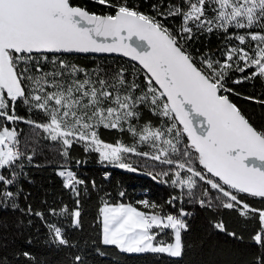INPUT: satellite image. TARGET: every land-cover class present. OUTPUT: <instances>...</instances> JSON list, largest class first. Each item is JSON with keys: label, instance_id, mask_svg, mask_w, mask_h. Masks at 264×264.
Masks as SVG:
<instances>
[{"label": "snow or ice", "instance_id": "1", "mask_svg": "<svg viewBox=\"0 0 264 264\" xmlns=\"http://www.w3.org/2000/svg\"><path fill=\"white\" fill-rule=\"evenodd\" d=\"M93 3L107 11H90L74 0H0V208L40 218L50 243L70 246L62 228L43 212L20 208L23 189L12 186L24 174L21 161L31 164L41 140L53 142V151L64 158L57 175L76 197V207L50 214L70 216L72 227H81L78 186L85 181L68 167L70 150L79 145L98 154L102 164L130 172L150 169L152 179L187 190L171 196L168 205L187 196L202 208L258 218L252 240L262 254L255 264H264V208L246 199L264 201V128L255 127L231 101L229 94L240 93L227 86L232 72L242 74L232 81L236 85L264 80V0H152L149 11L130 0ZM213 34L223 35L219 55L199 49L194 55L192 44ZM67 54H117L129 63L88 68ZM21 105L27 115L19 114ZM20 123L30 128L23 142ZM101 129L115 130L120 138L107 142ZM132 156L139 158L135 164ZM138 203L146 211L130 203H103V244L126 253L181 257L192 213L169 212L149 200ZM213 229L242 239L222 220Z\"/></svg>", "mask_w": 264, "mask_h": 264}, {"label": "trees", "instance_id": "2", "mask_svg": "<svg viewBox=\"0 0 264 264\" xmlns=\"http://www.w3.org/2000/svg\"><path fill=\"white\" fill-rule=\"evenodd\" d=\"M74 2L87 6L90 11L104 12L93 3V0H74ZM131 3H139L141 9L149 11V3L152 0H130ZM179 18L175 23L179 24ZM223 35L216 34L211 37L201 36L192 44L194 55L207 51H215L219 55L222 47ZM232 43H236L233 41ZM80 66L94 68L97 64H107L118 68L129 61L120 57L106 56H78L69 55ZM251 71V70H249ZM242 74L232 72L228 78L227 86L233 88L240 95H230V99L250 119L258 129L264 128V104L255 100H264V80L256 78L255 81H245L239 85L232 81ZM243 75H247L244 73ZM141 80L143 77L141 76ZM253 97L255 100L245 99ZM19 114L27 115L23 106L18 108ZM151 113L146 112L145 118H150ZM39 118V117H36ZM22 130L20 139L30 135L28 125L20 123ZM102 139L114 143L120 134L115 130L101 129ZM126 142L131 138L125 134ZM41 148L37 151L31 164L23 159V173L12 190L22 188L17 202L21 209L31 205L34 211L45 214V219L56 223L61 227L70 246H60L50 243L47 227L40 218L27 215L19 210L0 208V264H255L256 258L262 254V249L253 240L252 236L259 228L258 218L245 220L235 210L223 208H202L198 203H189V198L183 196L182 203L175 201L174 208L165 202L174 195L180 193L169 183L154 181L139 177L107 163H100L98 154L85 153L79 145L70 150L68 167L73 170L79 179L85 181L79 185L81 227L73 228L71 217H58L50 214L51 209L59 211L67 205L69 210L76 207V197L69 189L63 187V178L57 175L63 157L54 152L56 147L53 142L40 141ZM32 148L26 152L31 154ZM82 161L79 165L76 161ZM139 158L132 156L130 162L136 163ZM20 171L19 168L16 169ZM141 171L150 169L141 168ZM159 169H156L158 171ZM167 179V178H161ZM93 181L95 187H93ZM203 183V182H201ZM187 190H182L186 192ZM120 192L125 195L121 197ZM215 195L214 190L212 191ZM247 201L256 208H264V201L246 197ZM141 200H149L158 204H164L166 211L178 212L183 208L192 213L186 217L189 229L184 232L183 240L186 245L181 257H169L165 253H126L112 245H104L102 231L99 223V208L105 201L108 203L132 204L140 210L143 206L138 203ZM223 221L228 231L236 232L242 239L229 237L213 229V223ZM23 224L17 227V223ZM30 222V223H29ZM7 225L4 227L3 225ZM166 239V237H162ZM24 252L30 253V258L24 256ZM80 256L81 261L76 262L75 257Z\"/></svg>", "mask_w": 264, "mask_h": 264}, {"label": "water", "instance_id": "3", "mask_svg": "<svg viewBox=\"0 0 264 264\" xmlns=\"http://www.w3.org/2000/svg\"><path fill=\"white\" fill-rule=\"evenodd\" d=\"M67 55H78V56H106V57H120L122 59H125L128 61V58H124V57H121L117 54H67ZM125 172L127 173H130V174H134L136 176H139V177H144V178H147V179H152V177L150 175H148L146 171H141V170H138L136 172H130L126 169H124ZM154 180V179H152ZM154 181H157V180H154Z\"/></svg>", "mask_w": 264, "mask_h": 264}, {"label": "built area", "instance_id": "4", "mask_svg": "<svg viewBox=\"0 0 264 264\" xmlns=\"http://www.w3.org/2000/svg\"><path fill=\"white\" fill-rule=\"evenodd\" d=\"M180 193L178 195H174V196H177V197H181V193H182V190L179 189ZM182 200H183V197L181 199H178L177 201L181 204L182 203ZM173 207V206H172ZM174 208V207H173Z\"/></svg>", "mask_w": 264, "mask_h": 264}, {"label": "rangeland", "instance_id": "5", "mask_svg": "<svg viewBox=\"0 0 264 264\" xmlns=\"http://www.w3.org/2000/svg\"><path fill=\"white\" fill-rule=\"evenodd\" d=\"M184 190H186V189H184Z\"/></svg>", "mask_w": 264, "mask_h": 264}]
</instances>
